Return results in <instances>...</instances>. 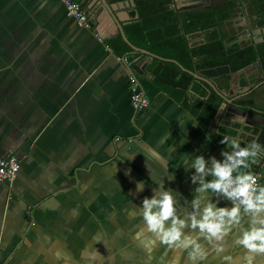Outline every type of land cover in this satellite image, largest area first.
Wrapping results in <instances>:
<instances>
[{
	"label": "crops",
	"instance_id": "0c3cea01",
	"mask_svg": "<svg viewBox=\"0 0 264 264\" xmlns=\"http://www.w3.org/2000/svg\"><path fill=\"white\" fill-rule=\"evenodd\" d=\"M103 35L80 26L61 0H0V158L21 162L15 181H0V264H190L185 250L146 232L138 206L163 176L178 213L188 210L192 170L181 158L220 159L224 145L213 123L186 109L181 89L143 79L149 107L136 112L123 58L133 59L119 53L118 31ZM201 243L203 264L243 259L234 235L222 253ZM253 256L264 264V253Z\"/></svg>",
	"mask_w": 264,
	"mask_h": 264
},
{
	"label": "flooded vegetation",
	"instance_id": "af4514ba",
	"mask_svg": "<svg viewBox=\"0 0 264 264\" xmlns=\"http://www.w3.org/2000/svg\"><path fill=\"white\" fill-rule=\"evenodd\" d=\"M77 2L87 11L82 0ZM124 3L128 14L122 16L131 21L125 27L126 36L139 49L128 45L129 56L149 64L154 81L170 62L151 59L143 51L176 61L171 63L181 72L177 70L172 84H185L181 78L186 75V84H192L187 100L192 103L198 95L206 107L214 104L213 126L218 131L234 132L230 135L239 136L243 144L258 137L264 145V0ZM244 112L255 115L248 122L252 126L237 123L249 116ZM234 117L233 131L226 123L233 124Z\"/></svg>",
	"mask_w": 264,
	"mask_h": 264
},
{
	"label": "clouds",
	"instance_id": "9594fccd",
	"mask_svg": "<svg viewBox=\"0 0 264 264\" xmlns=\"http://www.w3.org/2000/svg\"><path fill=\"white\" fill-rule=\"evenodd\" d=\"M219 143L224 145L220 159L185 152L179 162L186 172L192 170V199L185 198L188 210L178 213L176 190L166 189L162 176L154 182L152 195L142 199L138 212L146 232L164 245L185 250L190 264L206 261L208 252L201 238L222 253L229 235L244 249L240 264H254L253 254L264 253V185L257 184L256 177L244 169L264 158V145L257 137L242 146L239 136L228 134H222ZM144 186L139 180L135 190L141 192ZM217 196L231 201V206H221L213 199ZM221 260L222 264H234L228 254Z\"/></svg>",
	"mask_w": 264,
	"mask_h": 264
},
{
	"label": "water",
	"instance_id": "95a60500",
	"mask_svg": "<svg viewBox=\"0 0 264 264\" xmlns=\"http://www.w3.org/2000/svg\"><path fill=\"white\" fill-rule=\"evenodd\" d=\"M82 3L85 4L87 12L89 14V18L92 21L94 27L100 30L103 34L109 33L110 31L112 32V30H117L121 34L123 40L130 47H132L136 51L139 50L128 40V37L126 36L125 27L128 26L131 21L129 18H124L122 16L123 13L128 14L127 10H125L126 4L124 3V0H82ZM143 53L149 55L151 59L157 58L165 62H176L172 59L159 57L147 51H143ZM126 66L128 67L130 76L139 86L142 87L143 79L151 80L152 82L154 81V79L150 76V72L152 73V69H148L149 64H143L139 58H135L129 61L128 63H126ZM247 114H249V116L242 118L241 120L237 121V123L242 126L243 124H245V126H252L248 122L250 121L251 117L255 115L253 113ZM233 120V124L231 125L226 123V128L234 131L236 130V118L234 117ZM226 134L230 135L229 132H227ZM262 159L256 165H252L253 173L261 172V170H264V163L263 165H261Z\"/></svg>",
	"mask_w": 264,
	"mask_h": 264
},
{
	"label": "built area",
	"instance_id": "2783aa9c",
	"mask_svg": "<svg viewBox=\"0 0 264 264\" xmlns=\"http://www.w3.org/2000/svg\"><path fill=\"white\" fill-rule=\"evenodd\" d=\"M65 5L67 15L74 18L80 26L94 30L100 41L104 40L103 33L94 27L92 21L89 18L88 12L82 8V6L76 0H61ZM125 63H128L127 58H123ZM132 81L136 85V91L132 95L133 107L136 112H142L149 107V99L145 96L144 90L140 89L135 80L131 77ZM21 168V162L17 155L9 154L0 158V181L12 183L18 178ZM256 177V183L261 184L264 179L263 172L252 173Z\"/></svg>",
	"mask_w": 264,
	"mask_h": 264
},
{
	"label": "trees",
	"instance_id": "16d2710c",
	"mask_svg": "<svg viewBox=\"0 0 264 264\" xmlns=\"http://www.w3.org/2000/svg\"><path fill=\"white\" fill-rule=\"evenodd\" d=\"M134 32L137 33V28H135ZM119 47L118 51L119 53H125L128 49L129 46L128 44L123 40L121 36H119ZM177 70L178 72H181L175 65H173L171 62L166 63L164 68L160 71V78L156 80V83L160 85L161 87L168 88V89H181L179 94L182 96V100L184 103V106L186 109H188L193 115L199 118L200 122L209 128L211 124L213 123V113H212V108L213 105H210L209 107H206L204 102L202 100H196L193 101L192 103L187 101V97L190 94V88L192 84H186L187 83V77L185 74H183L181 81L182 83L185 84H172L174 82L175 76H177ZM162 78V79H161ZM228 131L225 129L224 131H217L215 130V135L219 140L221 139L222 134H226ZM243 146V143H242Z\"/></svg>",
	"mask_w": 264,
	"mask_h": 264
}]
</instances>
